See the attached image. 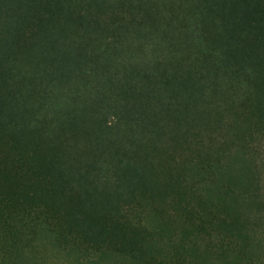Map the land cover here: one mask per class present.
Wrapping results in <instances>:
<instances>
[{
	"label": "trees",
	"instance_id": "1",
	"mask_svg": "<svg viewBox=\"0 0 264 264\" xmlns=\"http://www.w3.org/2000/svg\"><path fill=\"white\" fill-rule=\"evenodd\" d=\"M0 264H264V0H0Z\"/></svg>",
	"mask_w": 264,
	"mask_h": 264
}]
</instances>
